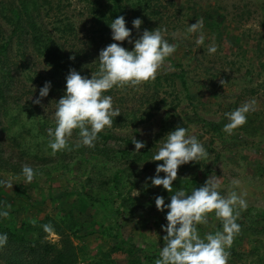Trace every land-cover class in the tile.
I'll use <instances>...</instances> for the list:
<instances>
[{
  "label": "rangeland",
  "instance_id": "1",
  "mask_svg": "<svg viewBox=\"0 0 264 264\" xmlns=\"http://www.w3.org/2000/svg\"><path fill=\"white\" fill-rule=\"evenodd\" d=\"M178 2L182 6V17L189 20L178 32L181 44L177 43L176 51L166 59L157 75L167 77L179 73L180 69L176 64L182 63L185 70L189 71L187 77L190 95L187 96L177 80L180 97L178 110L172 111L169 116L161 112L146 124L119 125L116 130L117 138L113 144L119 149L126 146V138L144 142L151 151L147 163L151 166L149 177H153L157 164H162L163 161L151 159L163 143L164 137L177 126L185 127L188 134L195 135L209 153L208 159L189 163L201 165L194 171L200 175L202 181L206 182L210 176L218 177L221 182L220 194L225 197L231 191L238 195L246 194L244 198L250 211H241L236 221L241 226V231L229 249L228 264H264V70L261 67L262 58L258 56L263 48L256 45V42L264 39V0H178ZM214 13H219L221 24L226 29L241 28L251 38L252 47L246 48L229 38L219 40L214 33L208 36L204 29L209 15ZM200 18L204 20L203 45L196 44L199 33L187 32L188 27ZM213 43L217 51L209 54L207 49ZM18 49L16 43H11L7 56L11 57L15 62V69L20 72L18 77L23 82V90L19 91L24 92L29 72L33 74L38 68L44 70L45 67L34 59L24 60L23 64ZM26 52L27 50L25 54ZM221 81L225 83L222 85ZM144 86L141 84L136 88L129 87L128 90L119 92L120 101L117 108L119 106L120 112H131L141 106L139 98L146 92ZM36 91L34 89L35 94L26 93L25 100L37 99ZM135 96L138 100L133 99ZM253 99L256 101V110L246 114L247 122L235 129L231 135L223 130L224 138L216 137L208 123L220 124L224 129L225 124L229 122L225 113L234 111ZM173 100V97H170L168 101L171 104ZM40 104H44V101ZM51 108V105L46 106V110ZM24 118L26 114L21 116L20 120L27 125L31 122L33 124L30 118ZM21 133V129H13L10 133L0 131L6 151L12 149V153L18 156L17 152L25 143L20 138L15 142L13 138ZM234 141L241 145L236 147ZM32 142L34 145L35 141ZM12 144L16 146L11 147ZM31 150L32 154H29L30 157L26 161L37 163L32 159L35 154ZM51 153H44V157L55 159L56 155L53 156ZM118 157L120 159H117L116 164L119 167L124 163L130 165L134 163V166L138 163L132 158L127 160L120 155ZM216 159L218 162H215ZM67 160L70 164L66 167H59L45 174L40 173L34 176L31 183H26L21 173L13 177L0 172V180H10L13 183L11 189L6 187L5 197L0 200V206L10 204V210L17 211L12 217L16 218L15 221L22 219L24 222L22 225L31 224L30 220L35 219L38 232L32 233L28 238L30 242L55 244L58 249L70 254L71 264H132L134 261H150L151 264H155L164 246L163 237L166 235L161 226L167 225L168 210L160 212L155 206V197L162 196L163 188L159 186V192L154 195L145 193L143 190L146 184L145 176H139L137 186L124 182L117 188L112 181V172L104 168L102 161L89 160L75 167L74 159L68 157ZM140 166L137 165L136 168ZM183 166L181 165L179 169ZM179 169L178 175L191 173ZM164 175L160 173L161 177ZM233 180H238L239 186H234ZM26 186L30 187L35 202L24 196L18 199V195L12 192L15 188L23 191ZM70 189L90 190L93 198L104 203L106 211L94 206L84 215H79L77 211L73 212L70 203L65 204L63 199L65 192ZM170 195L172 194L163 196L165 204L170 203ZM3 210L5 208L0 209ZM45 224H51L54 230L45 233L42 227ZM21 226L20 233L28 236L30 233L27 226ZM221 226V222L213 213L208 216L207 225H197V228L203 237L207 233L222 231ZM7 254L11 255L9 249L0 248L1 259L6 260L2 257ZM1 259V264H7ZM22 264L33 263L24 261Z\"/></svg>",
  "mask_w": 264,
  "mask_h": 264
},
{
  "label": "trees",
  "instance_id": "2",
  "mask_svg": "<svg viewBox=\"0 0 264 264\" xmlns=\"http://www.w3.org/2000/svg\"><path fill=\"white\" fill-rule=\"evenodd\" d=\"M181 11L182 6L178 0H0V131L10 133L13 129H21L22 133L15 135L13 140L18 142L20 138L25 143L23 148L17 152V156L12 153V149L5 150V142L0 136V172L16 177L22 174V167L28 165L33 168L35 176H38L40 173L45 174L59 167H66L70 164L68 157L74 159L75 167L81 166V162L98 160L103 162L105 169L112 172L115 187L120 188L124 182L137 186L139 176H145L146 184L143 190L150 195L157 194L159 187L152 186L151 180L148 179L151 169L150 164L147 163L151 157L149 147L145 146L140 149V152H136L135 145L132 143L133 139L126 138V146L119 149L114 146L113 142L117 138L116 130L120 127L119 125L146 124L161 112L169 116L172 111L178 110L180 97L177 91V80L187 96L190 95L187 77L189 71L185 70L182 63L176 64L180 69L179 73L167 77L157 75L154 81L143 84L146 86H144L146 92L139 98L141 106L131 112H120V116L113 118V126L106 127L98 134L95 147L80 146L77 148L79 135L78 130H74L68 141L71 150L58 151L55 159H48L44 157V153H51L52 150L48 146L50 138L47 129L55 128L56 104L66 92V77L70 69H75L82 76L91 78V73L98 70L99 52L111 43H118L112 40L110 23L113 20L119 16L125 18L126 27L132 32L130 39L133 41L138 39L145 29L149 31L158 27L167 29L164 33L165 39L175 43L178 47L177 43L181 44L178 32L186 26L189 20L188 18L184 20ZM136 18L143 21L139 30L132 25V21ZM204 31L208 36L214 33L219 40L229 38L232 42L234 40L246 48L252 47L251 38L241 28L226 29L223 27L219 13L209 15ZM172 33H176L175 38ZM11 43L19 46L18 54H21L23 64L24 60L34 59L45 67L44 70L38 68L33 74L25 71L29 72V77L24 92L19 91L23 90V82L18 77L20 72L15 69V62L11 57L7 56L10 53ZM256 43L258 48L260 46L263 48L258 56L262 58L261 67L264 70V39ZM120 44L128 50L134 47V44H130L128 40ZM45 82H51V88L48 96L41 98L44 104H35L30 99L25 100L26 93L35 94L34 89L37 90L36 94L39 98V91ZM128 89L129 87L124 89L114 87L105 93L113 97L114 109L120 101L119 92ZM148 90L150 92L147 93ZM170 97L174 99L172 105L168 101ZM133 99L138 100L136 96ZM47 105H51L52 108L46 110ZM24 114H26L24 119L30 118L33 124L31 122L27 125L20 120ZM208 125L216 137L224 138L220 124L212 122ZM5 126H7L6 129ZM32 141H35L34 145ZM234 142L236 147L241 145L236 143L237 141ZM13 146L16 145L12 144L11 147ZM31 146H33L32 150L29 148ZM30 150L34 151L35 157L32 159L37 163L26 161L30 157ZM119 155L127 160L132 158L138 161L137 165L141 166L136 168L137 165L134 166V163L133 165L124 163L122 167H119L116 164L117 159H120ZM215 162L218 160L216 159ZM200 167L198 163L181 167L179 170L182 172L191 173L189 175L180 173L177 180L173 182V193H168L163 189L162 196L174 194L180 187L190 194L193 188L203 186L205 182L194 171ZM5 189V186L0 187V200L5 197ZM12 192L18 195V199L24 196L29 201L35 202L29 186H26L23 191L17 188L12 189ZM63 199L64 203H70L71 210L75 213L77 211L79 215L86 214L94 206L106 211L104 203L93 198L90 190L70 189L65 192ZM2 208L4 207L0 206V209ZM242 211H250V209ZM9 212L8 218L0 216V234L6 233L8 236L7 244L0 248L11 251V255L7 254L2 257L6 260L0 257L2 261L7 264H22L24 261L33 264H71L70 254L58 249L55 244L31 243L28 238L32 236V233L38 232L37 225H22L24 223L22 219L15 221L16 218L12 217V214L17 211L9 210ZM20 226H27L30 234L27 236L20 233L19 230H22ZM132 264H151V262L134 261Z\"/></svg>",
  "mask_w": 264,
  "mask_h": 264
},
{
  "label": "clouds",
  "instance_id": "3",
  "mask_svg": "<svg viewBox=\"0 0 264 264\" xmlns=\"http://www.w3.org/2000/svg\"><path fill=\"white\" fill-rule=\"evenodd\" d=\"M143 21L136 18L132 21L135 29L139 30ZM204 20L200 18L190 25L188 33H199L196 44L203 45ZM112 40L123 42L128 40L134 44L132 50L122 47L120 43H111L99 52L98 70L91 73V78L82 76L75 69H70L66 77V92L58 100L54 113L55 128H48V146L54 156L58 151L69 149V138L74 130H78L79 142L76 147H95L98 134L106 127L113 126V118L120 116L119 108H113V97L105 95L111 89L126 87L136 88L156 79L158 72L165 61L177 48L164 37L167 29L160 27L149 31L145 29L138 39L131 40L132 32L126 27L123 16H119L110 23ZM173 38L176 33H172ZM209 54L217 51L213 43L207 49ZM225 82L221 81L223 85ZM51 82H45L39 91V98L33 103L40 104L41 98L47 97ZM256 110V101L245 102L234 111L225 113L228 123L224 131L231 135L233 131L247 122V113ZM135 151L146 145L133 138ZM209 153L198 141L195 135H189L185 127L177 126L169 132L151 161H163L157 164L155 176L149 177L154 187L162 186L168 193H173V182L178 178V169L181 165L206 160ZM160 173H164L163 177ZM22 175L26 183H31L36 173L28 165L22 167ZM234 186H239L238 180H233ZM0 185L12 188L10 180H0ZM220 179L210 176L205 184L193 188L189 194L183 187L178 188L170 195V203L165 204L163 196L155 197V206L158 211L167 209V225L161 228L166 235L163 237L164 246L159 252L155 264H228L234 238L240 233L241 226L236 222L240 211L246 210V194L238 195L231 191L227 197L220 194ZM137 196V195H136ZM5 210L0 216L8 218L11 205L5 203ZM222 224V231L200 235L197 225H207L208 216L213 214ZM35 225V219L30 220ZM45 233L54 229L51 224L42 226ZM6 233L0 234V247L7 244Z\"/></svg>",
  "mask_w": 264,
  "mask_h": 264
}]
</instances>
